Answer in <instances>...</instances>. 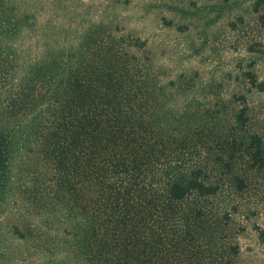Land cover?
<instances>
[{
	"label": "trees",
	"instance_id": "trees-1",
	"mask_svg": "<svg viewBox=\"0 0 264 264\" xmlns=\"http://www.w3.org/2000/svg\"><path fill=\"white\" fill-rule=\"evenodd\" d=\"M7 31L0 48L9 46ZM97 31L110 35L91 24L79 43L47 51L17 91L0 95V204L19 151L34 150L49 181L45 201L64 227L56 264H229L237 246L220 243L218 213L231 201L211 165L228 177L245 150L251 169L264 168V140L244 132L247 108L228 119L210 107L191 111L187 99L174 100V80L150 74L121 40L96 42ZM229 176L242 191L244 177ZM32 230L15 224L13 232L26 239Z\"/></svg>",
	"mask_w": 264,
	"mask_h": 264
},
{
	"label": "rangeland",
	"instance_id": "rangeland-1",
	"mask_svg": "<svg viewBox=\"0 0 264 264\" xmlns=\"http://www.w3.org/2000/svg\"><path fill=\"white\" fill-rule=\"evenodd\" d=\"M254 1L0 0V31L10 33L4 40L9 46L0 48V95L17 91L22 74L47 51L76 45L91 24H104L109 37L97 31L94 40L127 44L150 74L177 83L176 90L168 87L175 101L187 99L191 111L218 109L223 119L245 106L244 132L264 140V3L255 10ZM36 159L34 150H20L14 161L13 188L0 204V264H56L62 256L57 243L64 227L45 201L49 181ZM230 165V173L245 179L242 191L230 173L211 165L225 177L224 195L231 201L218 213V222L224 221L219 241L237 246L229 264H264V168L251 169L245 150ZM26 223L33 230L19 239L14 225Z\"/></svg>",
	"mask_w": 264,
	"mask_h": 264
}]
</instances>
